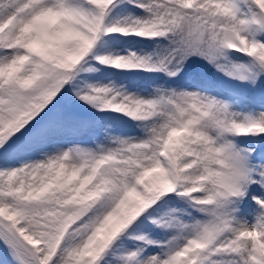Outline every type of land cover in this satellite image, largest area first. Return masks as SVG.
I'll return each instance as SVG.
<instances>
[{"label":"snow or ice","instance_id":"6c2138e0","mask_svg":"<svg viewBox=\"0 0 264 264\" xmlns=\"http://www.w3.org/2000/svg\"><path fill=\"white\" fill-rule=\"evenodd\" d=\"M0 264H264V0H0Z\"/></svg>","mask_w":264,"mask_h":264}]
</instances>
